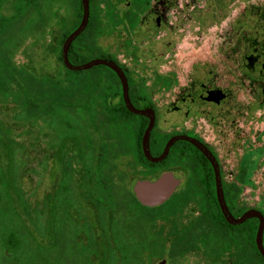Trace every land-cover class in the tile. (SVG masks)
I'll use <instances>...</instances> for the list:
<instances>
[{
  "label": "rangeland",
  "instance_id": "374dc122",
  "mask_svg": "<svg viewBox=\"0 0 264 264\" xmlns=\"http://www.w3.org/2000/svg\"><path fill=\"white\" fill-rule=\"evenodd\" d=\"M159 1H150V12L141 14L142 27L129 34L135 53L149 69L146 81L150 83L154 73L165 71L176 73L185 86H239L244 92L249 129L245 137L246 185L240 196L236 193L235 207L259 205L264 210L263 160L257 158L254 130V120L262 125L260 129L264 128V116L257 118L262 110L258 109L261 93L257 88L262 75L258 63L250 68L246 61L247 57L260 55V60L264 56V0H182L181 10L170 12L171 24L165 26L155 21ZM95 3L92 0L91 5ZM205 6L209 7L208 14L203 11ZM78 8L79 0H37L35 9L26 10L25 14L14 13L12 7L2 11L0 52L8 56L14 70L12 79H8V93L0 91V264H211L213 258L208 253L219 256L227 243L216 231L198 238L197 247L190 252L175 257L167 254L170 241L192 226L202 212L196 202L200 195L187 184L188 180L187 187L182 185L176 193L186 196L184 204L181 199L171 206L172 197L164 208L149 210L134 203L125 206L122 198L133 193L135 181L153 180L156 175L135 168L129 177L124 170L101 174L102 181L112 186L109 189L114 195V208L110 214L115 231L132 242L159 243L156 247L140 248L135 254L126 252L125 262L117 251V242L112 246L114 240L108 236L110 245L104 249L96 246L102 230L95 203L101 184L94 183L91 175L79 173L78 164L73 167L70 159L61 158L55 199H46L57 169L51 170L50 152L66 135L77 138L81 134V127L69 120L79 117L73 111L77 105L73 104L80 101L84 91L103 85L96 76L102 69L68 71L58 61L62 35L69 31L71 13ZM172 16L180 17L179 22L175 23ZM125 33L103 27L93 41L104 52H115L122 59L125 48L130 46ZM94 52L98 53L89 52L88 58L95 57ZM208 70L212 71L211 76ZM170 97L168 101L173 94ZM160 127L165 128L166 123L161 122ZM97 132L100 133L99 128ZM258 136L263 139L264 149V132ZM69 165L72 168L68 169ZM203 224L194 227V232ZM31 236L37 238V243ZM226 258L227 253L219 256Z\"/></svg>",
  "mask_w": 264,
  "mask_h": 264
},
{
  "label": "flooded vegetation",
  "instance_id": "af4514ba",
  "mask_svg": "<svg viewBox=\"0 0 264 264\" xmlns=\"http://www.w3.org/2000/svg\"><path fill=\"white\" fill-rule=\"evenodd\" d=\"M88 1L89 13L86 26L89 24L96 33L103 27L110 30H125L130 46L125 48L121 59L115 52H104L95 45L94 39V42L86 48L88 52L77 53L73 51L71 53L69 47V62L73 65H79L96 58L114 62L126 77L128 97L132 106L138 110H150L153 115L154 124L148 142L151 156H159L167 141L172 137L185 136L196 140L209 151L216 162L223 199L233 218L237 219L252 210L260 213L264 220V210L259 205L235 207L236 193L238 192V196H240L246 185L245 137L249 126L246 128L244 92L240 90L239 86L234 85L219 86L201 83L185 86L180 84L176 78V73H166L165 71H161L162 74L152 71L154 73L153 81L148 83L145 76L149 69H146L144 60L140 58V55L135 53V43L130 39L129 34L142 27L143 16L141 14L146 13V11L147 13L150 12L152 9H150L151 0H95L94 5H91L92 0ZM197 1L191 0V3H197ZM36 3L37 0H0V18L5 8L12 7L14 13L21 15L25 14L26 10L35 9ZM153 3L155 4L156 1ZM182 6V0H160L158 2L160 11L156 12L158 13L155 18L156 24L161 23L163 26L167 23L171 24L168 14L170 12L179 13ZM205 7L206 10L203 11L207 13L209 7ZM191 8L193 10L195 7ZM196 8L200 9L199 7ZM81 17L82 6L80 2L78 10L71 13V26L64 39L78 26ZM178 18L180 17L172 16L175 23L179 22ZM92 51H98V53L94 52L96 56L88 58L87 55ZM259 57L260 55L247 57L246 61L250 68H253L257 63L260 65L262 77L258 81L257 88L261 93V101L258 103V109L263 110L264 56L260 60ZM58 61L64 66L61 59V49ZM64 68L67 69L65 66ZM92 68L102 69L96 76L103 85L94 86L84 91L80 95V101L73 104L77 105L73 111L78 113L79 117L69 118V120L81 127V134L77 138L73 135H66L62 138L63 154L61 158L70 159L73 167L78 164L79 173L86 176L91 175L94 183L101 184L103 180L101 174L106 170L112 172L118 170L123 172L122 170H124L129 177L133 168L156 175L153 180L163 173L170 172L179 179V190L182 185L187 187L186 182L188 180L189 183L187 184L192 186V189H196L200 195V201L195 200L198 202L197 204L200 207L206 204L211 211L207 224L201 227L208 228L207 225L213 226L216 223L222 228L193 231L194 245L189 248L179 246L177 251L183 252V254L192 251L197 247L195 242L197 243L198 238H205L212 231H216L227 241L226 246L221 247L222 251H220L222 254L227 253V258L219 259L222 254L217 256L208 253V256L213 258L211 264H264V257L259 254L255 244L259 219L250 217L238 225L229 224L225 220L215 196L213 167L207 158L188 141L177 140L170 146L162 161L152 163L146 159L142 151L141 139L149 119L146 116L134 114L126 108L120 81L111 69L102 65ZM211 75L212 71L208 70V76ZM136 83H141V85L136 86ZM172 94V99L168 101ZM262 110L257 115L259 120L264 116ZM254 121L257 122H255L254 130L255 141L258 143V147L255 149L257 158L263 160L261 167L264 169V149L261 146L263 139L258 136L264 132V128L260 129L262 125L257 120ZM161 122L166 123L165 128H159ZM143 125L144 128L140 135ZM85 126L89 127L86 129ZM97 128L100 129V133L97 132ZM231 156H233V160H230ZM55 158L51 151L48 161H50L51 170L54 167L57 168L55 175L58 177H55L51 193L46 196L49 202H53L55 199V181L60 180L62 159L57 160ZM71 165L68 166V169L72 168ZM177 191L173 194L178 193ZM213 202L216 203V206ZM217 210L221 217H219ZM201 216L202 214L195 221L199 220ZM31 238L35 242L37 241L34 236ZM262 245L264 248V228Z\"/></svg>",
  "mask_w": 264,
  "mask_h": 264
},
{
  "label": "water",
  "instance_id": "95a60500",
  "mask_svg": "<svg viewBox=\"0 0 264 264\" xmlns=\"http://www.w3.org/2000/svg\"><path fill=\"white\" fill-rule=\"evenodd\" d=\"M80 2L82 6V17H81L80 23L72 32H70L66 36V38L64 39L61 45V59H62L64 66L71 71H83V70L90 69L94 66L102 65V66L108 67L117 75L120 81L121 88H122V95H123L126 108L134 114L146 116L149 119L148 125L146 126L143 132V135H142L141 147H142V151H143L145 158L148 159L150 162L158 163L162 161L167 155L170 146L177 140H186L189 143H191L193 146H195L207 158V160L211 163L213 167L214 176H215V196H216V200L220 208V211L222 215L224 216L225 220L229 224L238 225L242 223L245 219L250 218V217H256L259 219V225H258L256 235H255V244H256L259 254L262 257H264V248L262 245L264 220H263L262 215L256 211L251 210V211L246 212L245 214H243L241 217L237 219L233 218V216L230 214L224 202L217 165H216L214 158L209 153V151H207V149L203 145H201L199 142H197L194 139H191L185 136H175V137L170 138L167 141L162 153L159 156L157 157L151 156L149 152L148 142H149V135H150L151 129L154 124L153 115L150 110H138L132 106L129 100V97H128L127 80L122 70L114 62L101 59V58L92 59V60H89L79 65H73L69 62L68 49L72 41L84 31L86 24H87V20H88L89 1L80 0ZM178 185H179V179L176 178L172 173L166 172V173L161 174L157 179L152 180V181L137 180L133 185L132 191H133L134 197L141 205L151 208V207L160 206L164 202H166L173 195V193L177 191ZM159 264H163V262H160Z\"/></svg>",
  "mask_w": 264,
  "mask_h": 264
},
{
  "label": "trees",
  "instance_id": "16d2710c",
  "mask_svg": "<svg viewBox=\"0 0 264 264\" xmlns=\"http://www.w3.org/2000/svg\"><path fill=\"white\" fill-rule=\"evenodd\" d=\"M79 6H80V2H79ZM4 32V27L3 29H0V36L1 34ZM68 33V32H67ZM96 31L94 28L90 27V25L88 24L86 26V28L84 29V31L75 39V41L72 43V45L70 46V51L69 52H77V53H84V52H88V50L86 48H88V46H90V44H92L93 41V36L95 35ZM66 33L62 35L61 38V42L63 41L64 37H65ZM90 40H92V42L90 43ZM85 48H84V47ZM85 50H83V49ZM82 62V61H80ZM6 69L5 71H3L4 69ZM14 67L8 62V56H6L3 52H0V91H3L4 93H8V89L10 87V83L8 79H12V74L11 72H13ZM28 89L30 88V86H27ZM144 128V125L141 127L140 130V135L142 133V130ZM62 150H63V143L61 142L60 145L56 146L55 149L52 151V153L55 155V159L59 160L62 156ZM50 156V155H49ZM56 177H58L56 175ZM110 184L108 181H102L101 182V194L99 195L98 198H96L95 203L98 205V208L100 210V215H101V220H100V228L102 230H100V241H98V237H96L95 240L98 241V243L96 242V246L98 244V247L101 245V248H106V246L110 245L107 241V236L110 238V240H114V242H112V246L115 242H117V251L121 253V258L122 261L124 260V262L126 261L125 259V253H136V250H139L140 248L143 247H156L159 246L158 242H152L150 244L146 243L145 241H137V242H132L129 241L127 239H123L122 236H120L119 233H117L115 231V224L112 221V215L110 214V211L112 210V208H114V201H113V194L110 191ZM112 187V186H111ZM11 188L8 189V192L10 193ZM11 194V193H10ZM176 195V196H174ZM119 197V195H118ZM172 197H175L174 200H172L170 202L171 206H175L177 204H179V201L181 199L183 200V203L181 202V204H184L186 199V196L184 194H173L170 199H168L166 202H164L162 205L160 206H156V207H145L143 205H141L136 198L134 197L133 193L130 192L129 195L125 194V197L122 198L123 200H126V203L124 204L125 206H128L131 203H134L138 206H143L146 209L149 210H154V209H160L163 207V205L167 202H169ZM212 198L214 200V196L212 193ZM186 199V200H185ZM214 205L216 206V203L213 202ZM164 205V206H165ZM164 208V207H163ZM202 208V216L201 218H199V220L195 221L193 223L192 226H190L189 228L185 229L182 233L176 235L171 241H170V245L168 249L167 254L169 257H175V256H180L183 254V252H179L178 247L182 246V247H190L194 245V235H193V231H194V227H198L200 223H204L203 225L207 224V220L210 217V212L208 209V206L206 204L201 206ZM13 211H15V209L12 208ZM16 213V212H15ZM217 213L219 214V211L217 210ZM17 214V213H16ZM106 220V221H105ZM105 221V222H104ZM208 228H204V227H200V229L202 230H211V229H221L222 227L219 226L218 224H214L213 226L211 225H207ZM109 231V232H107ZM203 235V234H200ZM199 235V236H200ZM11 236L8 237V241H10ZM148 244V245H147ZM153 245V246H152ZM177 247V249H175ZM114 253V251H113ZM103 256V255H102ZM128 260V259H127Z\"/></svg>",
  "mask_w": 264,
  "mask_h": 264
}]
</instances>
